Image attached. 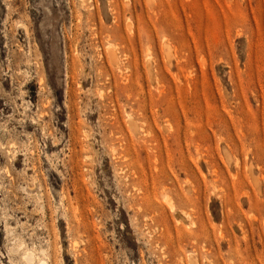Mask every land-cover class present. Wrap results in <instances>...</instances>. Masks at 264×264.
<instances>
[{
    "label": "rangeland",
    "instance_id": "1",
    "mask_svg": "<svg viewBox=\"0 0 264 264\" xmlns=\"http://www.w3.org/2000/svg\"><path fill=\"white\" fill-rule=\"evenodd\" d=\"M40 260L264 264V0H0V264Z\"/></svg>",
    "mask_w": 264,
    "mask_h": 264
},
{
    "label": "bare ground",
    "instance_id": "2",
    "mask_svg": "<svg viewBox=\"0 0 264 264\" xmlns=\"http://www.w3.org/2000/svg\"><path fill=\"white\" fill-rule=\"evenodd\" d=\"M112 52V51H111ZM116 55V54H115ZM114 54H113V52H112V57L115 59V56ZM116 63H117V61H116V59L114 60ZM30 257H31V255H29V254H27L26 256H25V258H27L28 260L30 259ZM39 264H46V261H44V260H40V262H39Z\"/></svg>",
    "mask_w": 264,
    "mask_h": 264
}]
</instances>
